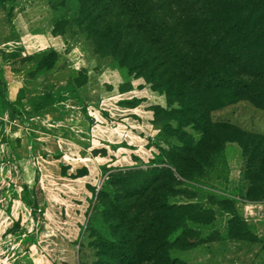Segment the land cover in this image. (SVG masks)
<instances>
[{
	"label": "rangeland",
	"instance_id": "1",
	"mask_svg": "<svg viewBox=\"0 0 264 264\" xmlns=\"http://www.w3.org/2000/svg\"><path fill=\"white\" fill-rule=\"evenodd\" d=\"M103 3L100 0L96 7ZM40 4L38 15H56L53 30L78 44L79 57L83 53L90 57L92 68L98 56H108V69L103 72L110 79V65L117 60L96 47L85 25L77 24L87 8L77 0ZM52 55L46 52L44 59ZM128 75L119 85L93 79V116L85 122L76 120V131L58 132L62 125L46 126L43 133L28 134L24 146L14 142L15 161L7 163L0 154V264H156L157 259H162L161 264L167 260L264 264V176L255 182V195L263 199L244 200L249 186L245 166L250 172L258 167L231 140L208 154L201 170L187 176L190 180L159 176L153 185L161 186L156 190L165 197L161 203L191 207L178 213L174 230L163 229L165 243L129 258L131 233L126 222L143 198L127 197L131 184H117L115 175L119 169L162 164L170 148L181 147L190 138L196 142L200 132L189 125L180 127L171 118L162 90L153 89L142 76ZM120 91L125 93L111 103V96ZM162 98L164 103L159 105ZM210 120L226 121L264 137V109L244 100L213 110ZM83 124L92 126V140L86 146L79 137L83 130H78ZM113 195L119 198L116 208ZM188 215L194 219H186Z\"/></svg>",
	"mask_w": 264,
	"mask_h": 264
},
{
	"label": "trees",
	"instance_id": "2",
	"mask_svg": "<svg viewBox=\"0 0 264 264\" xmlns=\"http://www.w3.org/2000/svg\"><path fill=\"white\" fill-rule=\"evenodd\" d=\"M98 2L77 0L87 8L77 24L85 25L96 47L115 57L128 73L162 90L166 111L180 127L200 132L196 142L190 138L170 148L162 164L119 169L115 175L117 184H131L127 197L143 198L126 222L132 259L165 243L163 229L174 230L178 213L191 207L161 203L165 197L156 192L161 186L153 183L159 176L190 180L187 176L200 171L207 155L225 141H235L241 155L258 167L250 172L245 166L249 186L243 199H263L255 195V182L264 176L263 135L211 121L210 113L240 100L264 109V0H103L99 9ZM111 201L118 207V195ZM155 262L161 264L162 259Z\"/></svg>",
	"mask_w": 264,
	"mask_h": 264
},
{
	"label": "crops",
	"instance_id": "3",
	"mask_svg": "<svg viewBox=\"0 0 264 264\" xmlns=\"http://www.w3.org/2000/svg\"><path fill=\"white\" fill-rule=\"evenodd\" d=\"M40 1L43 2L0 0V154L7 163L15 161L14 142L24 146L28 134L43 133L46 126L60 125L63 129L58 127V132H74L76 120L91 119L93 79L113 85L129 79L127 70L114 61L108 79L103 72L108 69V56H98L95 68L89 65L90 57L84 53L79 57L80 46L53 30L57 16L38 15ZM47 6L44 2L43 7ZM49 51L53 55L46 61L44 56ZM124 93L111 96V103ZM107 99L102 98L99 104ZM163 103L162 98L158 104ZM78 130H83L79 137L86 146L92 140V126H79Z\"/></svg>",
	"mask_w": 264,
	"mask_h": 264
}]
</instances>
